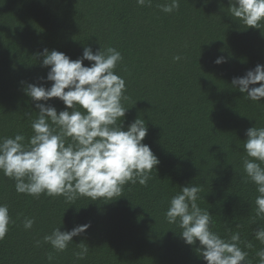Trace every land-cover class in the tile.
Segmentation results:
<instances>
[{
	"label": "trees",
	"instance_id": "trees-1",
	"mask_svg": "<svg viewBox=\"0 0 264 264\" xmlns=\"http://www.w3.org/2000/svg\"><path fill=\"white\" fill-rule=\"evenodd\" d=\"M165 2L0 0V138L31 136L37 102L24 88L51 87L45 49L76 60L85 47L94 54L112 47L122 55L115 72L126 81L123 130L144 120L142 143L159 160L147 186L126 184L114 201L18 194L0 173V204L13 221L0 240V264H206L199 242L186 245L165 219L171 197L193 184L201 188L198 206L212 215L211 230L225 239L239 232L253 245H240L249 264H259L264 245L254 231L264 218L256 217L258 192L243 171V142L248 129L264 127V99H244L231 81L264 65V22L247 28L231 17L229 0H179L172 13L160 10ZM218 57L225 62L217 65ZM47 104L65 110L58 98ZM25 218L35 220L31 229ZM83 224L91 227L63 252L44 242L56 228ZM80 243L89 247L82 260L74 255Z\"/></svg>",
	"mask_w": 264,
	"mask_h": 264
},
{
	"label": "clouds",
	"instance_id": "clouds-1",
	"mask_svg": "<svg viewBox=\"0 0 264 264\" xmlns=\"http://www.w3.org/2000/svg\"><path fill=\"white\" fill-rule=\"evenodd\" d=\"M139 6H151V0H136ZM231 17L247 28H260L264 22V0H229ZM164 13L179 8V0H166L159 6ZM42 66L50 70L46 80L50 88L27 84L25 94L36 103L37 116L31 122L32 134L27 138L17 134L0 138V173L14 181L15 191L39 198L61 196L65 202L81 197L93 201H114L122 196L126 184L147 186L151 172L159 164L150 147L142 141L148 129L144 120L137 118L123 130V118L128 109L122 101L128 97L126 81L116 74L122 55L108 47L93 53L85 47L81 58L70 59L65 53L45 49ZM180 57H174L179 60ZM84 61L92 62L90 67ZM223 57L215 60L224 63ZM259 84V87H254ZM231 86L243 98L258 102L264 99V65H257L243 77H234ZM58 98L65 110L47 104ZM42 102V103H41ZM30 115L29 117H31ZM243 142L245 156L243 171L247 181L256 185V217L264 218V127L246 131ZM201 188L189 185L171 197L165 219L180 229L186 245H195L206 264H249L245 249L253 245L242 242L240 233H231L228 239L211 230L212 215L202 210L197 201ZM13 223L6 204H0V240H3ZM35 220L25 218L23 227L28 230ZM90 224L75 226L71 231L54 229L44 236V242L57 252L65 251L74 237L87 231ZM254 238L264 245V226L254 231ZM39 246L40 241H37ZM76 259H84L89 247L78 245ZM259 264H264V247L256 252ZM49 260L52 256L49 255Z\"/></svg>",
	"mask_w": 264,
	"mask_h": 264
}]
</instances>
